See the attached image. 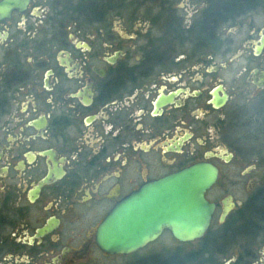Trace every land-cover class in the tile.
Masks as SVG:
<instances>
[{"label": "flooded vegetation", "instance_id": "obj_1", "mask_svg": "<svg viewBox=\"0 0 264 264\" xmlns=\"http://www.w3.org/2000/svg\"><path fill=\"white\" fill-rule=\"evenodd\" d=\"M262 35L264 0H0V264H264ZM200 162L201 238L98 247L118 203Z\"/></svg>", "mask_w": 264, "mask_h": 264}, {"label": "water", "instance_id": "obj_2", "mask_svg": "<svg viewBox=\"0 0 264 264\" xmlns=\"http://www.w3.org/2000/svg\"><path fill=\"white\" fill-rule=\"evenodd\" d=\"M263 46L264 35L256 53ZM216 179L217 169L200 162L145 185L105 217L96 233L98 247L109 254H128L156 239L164 229L182 243L201 238L214 209L204 194Z\"/></svg>", "mask_w": 264, "mask_h": 264}, {"label": "rangeland", "instance_id": "obj_3", "mask_svg": "<svg viewBox=\"0 0 264 264\" xmlns=\"http://www.w3.org/2000/svg\"><path fill=\"white\" fill-rule=\"evenodd\" d=\"M243 143H244L245 148L240 152V154L243 155V154H246V153L249 154L250 152H252V146L254 145V143L251 141H248L247 138L245 139V141H243ZM224 174H226V168L224 170ZM219 184L220 186H222V180L221 182H219ZM220 186L217 188V190L220 189ZM176 247H178V244H176Z\"/></svg>", "mask_w": 264, "mask_h": 264}, {"label": "trees", "instance_id": "obj_4", "mask_svg": "<svg viewBox=\"0 0 264 264\" xmlns=\"http://www.w3.org/2000/svg\"><path fill=\"white\" fill-rule=\"evenodd\" d=\"M231 8L232 7H225V8H223V10H221V9H219L218 10V12H223L224 10H231ZM215 10V9H214ZM217 11L216 12H213L212 13V17L214 18V19H217L218 18V15L220 14V13H218ZM221 15V14H220ZM209 23V25H210V22H208Z\"/></svg>", "mask_w": 264, "mask_h": 264}]
</instances>
